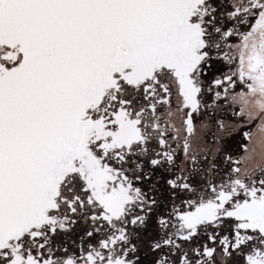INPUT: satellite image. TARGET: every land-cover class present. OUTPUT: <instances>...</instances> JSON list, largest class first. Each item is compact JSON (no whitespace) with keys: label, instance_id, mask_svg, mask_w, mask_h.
<instances>
[{"label":"snow or ice","instance_id":"snow-or-ice-1","mask_svg":"<svg viewBox=\"0 0 264 264\" xmlns=\"http://www.w3.org/2000/svg\"><path fill=\"white\" fill-rule=\"evenodd\" d=\"M0 264H264V0H0Z\"/></svg>","mask_w":264,"mask_h":264}]
</instances>
